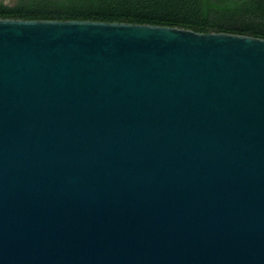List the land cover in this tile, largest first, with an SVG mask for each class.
I'll return each instance as SVG.
<instances>
[{"label":"water","instance_id":"95a60500","mask_svg":"<svg viewBox=\"0 0 264 264\" xmlns=\"http://www.w3.org/2000/svg\"><path fill=\"white\" fill-rule=\"evenodd\" d=\"M0 264H264V38L0 19Z\"/></svg>","mask_w":264,"mask_h":264},{"label":"trees","instance_id":"16d2710c","mask_svg":"<svg viewBox=\"0 0 264 264\" xmlns=\"http://www.w3.org/2000/svg\"><path fill=\"white\" fill-rule=\"evenodd\" d=\"M0 19L125 22L264 38V0H0Z\"/></svg>","mask_w":264,"mask_h":264},{"label":"rangeland","instance_id":"374dc122","mask_svg":"<svg viewBox=\"0 0 264 264\" xmlns=\"http://www.w3.org/2000/svg\"><path fill=\"white\" fill-rule=\"evenodd\" d=\"M7 3H13L14 0H5Z\"/></svg>","mask_w":264,"mask_h":264}]
</instances>
